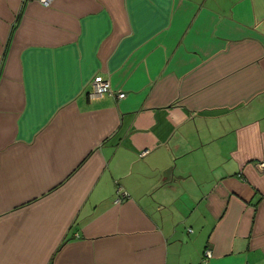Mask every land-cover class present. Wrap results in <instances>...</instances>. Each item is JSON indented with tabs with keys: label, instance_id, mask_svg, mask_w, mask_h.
I'll list each match as a JSON object with an SVG mask.
<instances>
[{
	"label": "crops",
	"instance_id": "1",
	"mask_svg": "<svg viewBox=\"0 0 264 264\" xmlns=\"http://www.w3.org/2000/svg\"><path fill=\"white\" fill-rule=\"evenodd\" d=\"M260 162L264 0H0V264H264Z\"/></svg>",
	"mask_w": 264,
	"mask_h": 264
},
{
	"label": "built area",
	"instance_id": "2",
	"mask_svg": "<svg viewBox=\"0 0 264 264\" xmlns=\"http://www.w3.org/2000/svg\"><path fill=\"white\" fill-rule=\"evenodd\" d=\"M50 0H42V3L44 4H48ZM89 84L91 86V90L88 92V96L89 97H98L101 96L105 93H110L111 92V85L108 79L103 78L101 75H94L90 81ZM118 97H123L124 93L123 92H118ZM144 153V152H142ZM260 168H264V162H260L259 163ZM122 195H124V193H122ZM118 199H116V201H118ZM205 256L206 257H210L211 253L209 250L205 251Z\"/></svg>",
	"mask_w": 264,
	"mask_h": 264
}]
</instances>
